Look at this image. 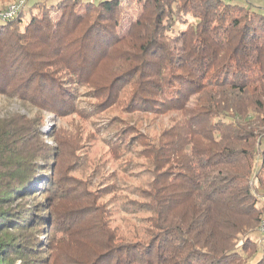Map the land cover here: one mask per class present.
Masks as SVG:
<instances>
[{
    "label": "trees",
    "instance_id": "obj_1",
    "mask_svg": "<svg viewBox=\"0 0 264 264\" xmlns=\"http://www.w3.org/2000/svg\"><path fill=\"white\" fill-rule=\"evenodd\" d=\"M125 1L27 0L0 22V98L30 113H72L80 89L107 109L129 88L127 113L172 116L153 137L137 130L126 144L115 140L126 150L142 143L146 180L113 194L124 227H111L93 202L85 225L71 221L89 252L76 264H243L237 249L246 254L247 235L264 223L253 185L264 193V13L225 0H136L141 12L121 36ZM111 58L107 82L91 83ZM34 123L0 118V264H38L33 234L53 218V200L42 197L49 208L39 216L34 195L51 193L52 182L31 183Z\"/></svg>",
    "mask_w": 264,
    "mask_h": 264
},
{
    "label": "rangeland",
    "instance_id": "obj_2",
    "mask_svg": "<svg viewBox=\"0 0 264 264\" xmlns=\"http://www.w3.org/2000/svg\"><path fill=\"white\" fill-rule=\"evenodd\" d=\"M16 1L18 0L0 4V8L7 7ZM92 1L97 2L98 0ZM225 1L232 5L254 7L258 12L264 13V0ZM38 2L48 4L53 0H38ZM27 10L26 6L24 11L27 13ZM140 12L141 7L136 0L123 2L122 22L118 35L125 34L129 23L134 22ZM26 13L25 20L28 17ZM117 65L114 58L106 60L101 65V69L90 78V82L94 85L105 84L107 76ZM129 91V88H125L118 95L117 103L104 109L98 105L101 100L94 98L95 93H86V89H80L71 100L72 113L68 110L61 112L35 110L30 113V111L26 112L27 110L22 108L18 101L0 98V118L4 115L18 113L35 119L31 136L28 139L27 151L30 152V162L38 163L37 166L41 168V173L38 172L39 168H35L36 175L31 183L38 187L41 182L50 179L53 184L51 193L48 189H44L43 191L37 190L34 194L38 195L39 192L38 198L41 197L38 199L39 204L36 202L37 206H40L39 216H45L46 210L43 209L49 208L48 200L42 198L44 195L51 198L52 205H54L51 209L53 214L51 221L41 223L38 227L40 230L33 234L41 241L37 255L39 259H36L38 264H76L78 260L88 257V249L77 243L80 239V226H69L72 220L75 223L80 222L81 225L88 222L89 216L87 215L91 211L83 209L88 202L99 206L100 216L104 220H109L111 227L125 226L123 221L125 215L119 211H112L113 196L122 194L120 188L128 184L137 186L143 184L146 180L145 161L137 153L142 143L131 141V147L128 149L130 151H128L119 147L120 143L115 140L123 138L126 144L129 136L135 134L137 130L153 137L168 125L172 117H158L139 112L127 113L124 104ZM129 125L133 129H128L132 132L126 136L121 130ZM262 147H264V140L259 145V148ZM45 151L49 153L47 158H39L38 155ZM259 160L260 158L255 159L256 167ZM253 185L256 188L254 195L258 200V209L264 215V193L256 183ZM122 202L123 200L119 199L116 205ZM27 203L30 204L31 201ZM81 218L85 220L81 222ZM258 230L247 235L246 254L240 248L237 249L243 264H258L264 257L263 222ZM20 263V260L16 261V264Z\"/></svg>",
    "mask_w": 264,
    "mask_h": 264
},
{
    "label": "built area",
    "instance_id": "obj_3",
    "mask_svg": "<svg viewBox=\"0 0 264 264\" xmlns=\"http://www.w3.org/2000/svg\"><path fill=\"white\" fill-rule=\"evenodd\" d=\"M25 4L26 0H18L8 5L5 10L0 11V22L5 23L16 18Z\"/></svg>",
    "mask_w": 264,
    "mask_h": 264
}]
</instances>
